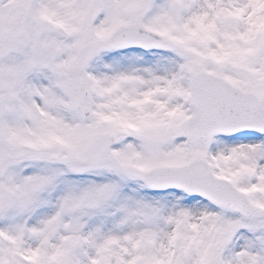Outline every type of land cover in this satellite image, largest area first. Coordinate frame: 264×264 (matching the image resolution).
<instances>
[{
  "label": "snow or ice",
  "instance_id": "1",
  "mask_svg": "<svg viewBox=\"0 0 264 264\" xmlns=\"http://www.w3.org/2000/svg\"><path fill=\"white\" fill-rule=\"evenodd\" d=\"M0 264H264V0H0Z\"/></svg>",
  "mask_w": 264,
  "mask_h": 264
}]
</instances>
